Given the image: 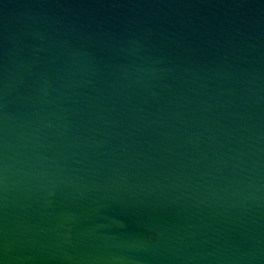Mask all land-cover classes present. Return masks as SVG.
Wrapping results in <instances>:
<instances>
[{"label":"water","instance_id":"1","mask_svg":"<svg viewBox=\"0 0 264 264\" xmlns=\"http://www.w3.org/2000/svg\"><path fill=\"white\" fill-rule=\"evenodd\" d=\"M0 264H264V0H0Z\"/></svg>","mask_w":264,"mask_h":264}]
</instances>
